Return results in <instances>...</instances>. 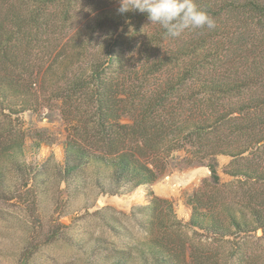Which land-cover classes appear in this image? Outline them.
<instances>
[{
    "label": "trees",
    "instance_id": "obj_1",
    "mask_svg": "<svg viewBox=\"0 0 264 264\" xmlns=\"http://www.w3.org/2000/svg\"><path fill=\"white\" fill-rule=\"evenodd\" d=\"M195 2L215 27L172 37L119 0H0V201L19 213L0 217L26 236L18 264L61 240L79 264H264L247 240L264 232V0ZM54 106L70 129L62 160L22 120ZM179 150L211 171L188 220L152 189ZM220 154L240 191L222 187ZM139 189L148 199L130 216L143 237L106 208L91 213L121 246L47 214Z\"/></svg>",
    "mask_w": 264,
    "mask_h": 264
},
{
    "label": "rangeland",
    "instance_id": "obj_2",
    "mask_svg": "<svg viewBox=\"0 0 264 264\" xmlns=\"http://www.w3.org/2000/svg\"><path fill=\"white\" fill-rule=\"evenodd\" d=\"M22 120L24 122V129L30 136L43 137L44 143L46 142L45 144L52 146L55 150L58 160H62L63 142L70 129L59 107H43L38 112L28 110L22 114ZM31 137L27 139V144L29 145L32 143ZM46 153L47 147L45 146L40 154L41 156H45ZM40 154L35 155L38 156ZM187 155L185 150L174 152L170 161V167L152 186L157 196L166 198L173 203L179 216L184 220H188L191 212V208L187 204L188 196L198 189L204 180L209 179L211 174L210 169L206 165L186 166L184 162ZM28 156L32 155L28 153ZM230 159V156L224 154L217 156V168L221 177V184L227 190L240 191L242 183L225 172V168L229 166ZM147 199L148 196L144 189L124 195L101 193L95 205L89 209V213L85 212V210H76L73 207L67 213H61L59 210L53 212V208L51 207L47 214L52 219H56L63 224L65 232L103 235L121 246L124 240L91 213L97 209L106 208V211L117 215L132 233L138 237H143L144 232L134 218L130 216V211L132 206L145 203ZM1 209L19 214L14 202L6 203L0 201ZM24 239H26L24 232L15 222L2 220L0 217V264H18L19 254L26 245ZM197 240H199V237H197ZM247 240H249L258 254L264 255V232L261 229L248 237ZM79 256L80 254L75 249L61 240L43 246L42 250L35 257L34 263L79 264Z\"/></svg>",
    "mask_w": 264,
    "mask_h": 264
},
{
    "label": "clouds",
    "instance_id": "obj_3",
    "mask_svg": "<svg viewBox=\"0 0 264 264\" xmlns=\"http://www.w3.org/2000/svg\"><path fill=\"white\" fill-rule=\"evenodd\" d=\"M147 13L150 24L159 25L167 35L178 37L187 29H213L215 20L195 0H119L117 11Z\"/></svg>",
    "mask_w": 264,
    "mask_h": 264
}]
</instances>
